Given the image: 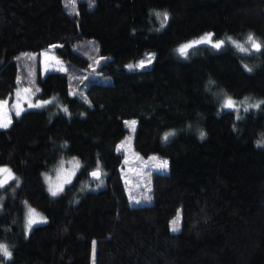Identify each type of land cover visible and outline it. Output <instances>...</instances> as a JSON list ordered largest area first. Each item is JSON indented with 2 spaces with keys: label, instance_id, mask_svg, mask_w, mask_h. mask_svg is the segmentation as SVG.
I'll list each match as a JSON object with an SVG mask.
<instances>
[{
  "label": "trees",
  "instance_id": "trees-1",
  "mask_svg": "<svg viewBox=\"0 0 264 264\" xmlns=\"http://www.w3.org/2000/svg\"><path fill=\"white\" fill-rule=\"evenodd\" d=\"M204 34L261 50L177 53ZM54 44L65 71L41 76L32 54ZM18 84L53 102L0 129L14 174L0 185V264H264V0H0V99ZM128 128L138 159L167 161L147 173V204L126 192ZM70 157L80 167L53 196L43 174ZM27 207L46 221L25 232Z\"/></svg>",
  "mask_w": 264,
  "mask_h": 264
},
{
  "label": "rangeland",
  "instance_id": "rangeland-1",
  "mask_svg": "<svg viewBox=\"0 0 264 264\" xmlns=\"http://www.w3.org/2000/svg\"><path fill=\"white\" fill-rule=\"evenodd\" d=\"M207 35L211 36V43H200V44H196L194 47L202 45V44L203 45L207 44L213 47V44L219 41H223V44L221 45V47L228 45L240 51L236 47V45L232 43V41H235L237 44L243 45L245 48L248 49L247 52L240 51L243 54L250 53V50L252 49L250 45L248 44V42L241 43L233 39L229 40V38L215 39L212 37L211 34H204L196 39H192L185 43L180 44L176 49L177 53L181 56H185L191 48L187 49L186 54H182L179 51V49L183 45L192 43L194 41H198L202 37H205ZM56 46L57 44L50 45L48 48L42 50L39 56L35 53L32 54V60L33 61L38 60L37 65L39 66L41 76H44L49 71H57V70L65 71V67H66L65 62L55 52ZM147 57H148V60L145 61L144 67H148L151 64L152 62L151 60H153L154 53L153 52L148 53ZM141 61H144V60H139L138 63H134L135 65L131 64L128 66L129 68H144V67H137V65H139ZM229 98L227 97L226 99H224V102L222 105L223 108L234 109L237 112H239L240 109H243L244 105L249 104L247 102L244 103L242 99L230 98L233 101L235 106L232 108H229L225 106ZM52 102H53L52 99L43 100V99L35 98L30 87H26L24 85L18 84L14 88V91L7 98L0 99V124H6L8 127L9 124L12 122L13 116H19L26 109L45 108L49 106V104H51ZM38 104L40 105L39 107L36 106ZM17 113L19 114L17 115ZM129 121L131 122L135 121L136 123L135 119H130ZM1 128H6V127H0V129ZM131 137H132V133L130 129L128 128V131L125 137L120 141L119 146H118V149L120 150V152L123 153L124 160L129 157L128 151L131 152L133 155L132 159L129 158L130 159L129 165H126L125 167H123L124 170H127V171L122 170L125 188H126V192L128 193V196L132 204H147L150 202L146 194H147V190L151 187V181H150L151 178L150 176L147 175V173L153 172V171H162V172L166 171L167 167L162 170L158 169V163H160L161 160L162 161H166V160L162 158H158L156 155H149L148 157H142V159H138L136 156V153L133 151L131 147ZM127 143H129L128 147H126ZM126 162H128V160ZM77 164L79 165L78 167L76 166ZM79 167H80V162L78 158L70 157L67 159H62L54 167H52L48 172H45L43 176H44V181H45L48 192L52 194L53 191H56V193L58 194L64 188L65 185L69 184L73 180ZM2 169H8L9 171L8 172L0 171V185H4L14 176L13 171L11 170L9 166L1 165L0 170ZM138 174H142L144 176V180L141 183L140 180L137 177H135V182H134L135 188L133 190H136V191L134 195H131L132 192H130L131 191L130 183L133 181V177ZM103 184H104V178H101V180L99 179L96 181L93 189L97 190L98 188L102 187ZM30 209L35 210L34 214L31 217L35 222L32 223L31 227L29 228ZM25 211H26L25 223L23 224L25 232H28L32 228L33 225L43 223L46 221V218L38 210H36L33 207H27ZM178 229H179V225L177 226V230ZM171 230H173V226L171 227Z\"/></svg>",
  "mask_w": 264,
  "mask_h": 264
},
{
  "label": "snow or ice",
  "instance_id": "snow-or-ice-1",
  "mask_svg": "<svg viewBox=\"0 0 264 264\" xmlns=\"http://www.w3.org/2000/svg\"><path fill=\"white\" fill-rule=\"evenodd\" d=\"M72 3H73V6H74V0H72ZM66 6H67V5H66ZM157 15H160V14L158 13ZM166 21H167V14L165 13V14H164V22H166ZM229 40H231V38H229ZM247 42H248V44L250 45V47H251L252 49H254L255 51H260V50H261V44H260L259 42H257V41L255 40V38H254L252 35H249V36H248V41H247ZM200 43H211V36H210V35H207V36H205V37H202V38H201L200 40H198V41H194V42H192V43L185 44V45H183V46L179 49V51H180L182 54H186L187 49L192 48V47H194L196 44H200ZM232 43H234V44L236 45V47H237L240 51H242V52H247V51H248V49L245 48L243 45L237 44L235 41H232ZM222 44H223V41H219V42L213 44V47L220 48ZM149 59H150V58H149ZM144 66H145V61H141L140 64L137 65V67H144ZM262 103H264V102H262ZM36 106L39 107L40 105L38 104V105H36ZM225 106H226V107H229V108H232V107H234L235 105H234L233 101L229 98V99L227 100ZM252 107H259V104L252 105ZM245 110H247V109H245ZM65 111H67V110L65 109ZM18 114H19V113H17V115H18ZM132 124L134 125V124H135V121H133ZM0 127H7V125H6V124H0ZM171 135H174V133H172V132L166 133L165 136H164V140H167L168 137L171 136ZM200 135H201V138H203L204 133H201ZM261 144H264V139H262L261 141H258V146L261 145ZM153 159H155V158H153ZM76 166L78 167L79 165L77 164ZM159 167H161V168H166V167H167V161L162 162V163L159 165ZM0 171L8 172L9 170H8V169H2V170H0ZM92 176H93L94 178H97V179H98V178H99V172H93V173H92ZM56 194H57L56 191H53V192H52V195H53V196H55ZM34 211H35V210L30 209V213H29V228L31 227L32 223L35 222V221L31 218L32 215L34 214ZM177 224H178V221H173V231H176V230H177ZM0 254H2V255H3L4 257H6V258H10V257H11V252L8 250V247H7L6 245H4V244H0Z\"/></svg>",
  "mask_w": 264,
  "mask_h": 264
},
{
  "label": "water",
  "instance_id": "water-1",
  "mask_svg": "<svg viewBox=\"0 0 264 264\" xmlns=\"http://www.w3.org/2000/svg\"><path fill=\"white\" fill-rule=\"evenodd\" d=\"M93 172H99V178L98 179H100V177H101V170L100 169H93V170H91L90 172H89V177L91 178V179H93V180H98L97 178H94L93 176H92V173Z\"/></svg>",
  "mask_w": 264,
  "mask_h": 264
}]
</instances>
